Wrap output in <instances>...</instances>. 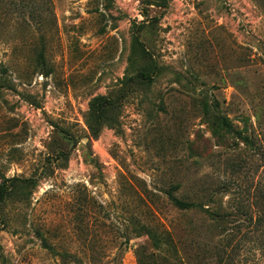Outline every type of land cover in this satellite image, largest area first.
<instances>
[{"label": "rangeland", "instance_id": "rangeland-1", "mask_svg": "<svg viewBox=\"0 0 264 264\" xmlns=\"http://www.w3.org/2000/svg\"><path fill=\"white\" fill-rule=\"evenodd\" d=\"M98 96L119 107L96 138ZM3 178L32 182L0 206V264H137L142 224L181 262L264 264V0H0Z\"/></svg>", "mask_w": 264, "mask_h": 264}, {"label": "trees", "instance_id": "trees-1", "mask_svg": "<svg viewBox=\"0 0 264 264\" xmlns=\"http://www.w3.org/2000/svg\"><path fill=\"white\" fill-rule=\"evenodd\" d=\"M142 47V45H141ZM44 47H42L39 58L42 64L45 63V52ZM144 56H147V51L142 48ZM150 67L142 69L140 72L136 73L135 76L129 78L132 84L148 83L153 80V72L149 70ZM119 107L118 100L106 97L98 96L92 100L90 106L89 120L90 129L93 131L94 137H98L102 128L107 122H116L114 113ZM205 115L211 114V108L208 104L202 105ZM216 124L227 132H233L234 126L229 118L217 114L214 116ZM32 180H20L18 178L6 179L0 182V206L6 204L10 199H15L18 197L19 191L22 188V184L31 183ZM177 186L168 190L166 192L169 201L173 206L182 212L197 211L204 213L208 218L213 217V213L209 208H205V204H200L196 201L187 200L177 196L176 194ZM222 218V217H220ZM221 221V220H220ZM137 235H144L151 241L152 250L141 248L136 252L137 264H209L207 261L209 258L206 256L208 253L205 251H200L201 253H196L195 256H190L194 258L189 259L187 262H181L180 257L177 252V245L169 232H159L155 227L142 224L136 228ZM43 237V234L40 233ZM44 245L48 248V244L44 241ZM201 256V257H200ZM196 257V258H195ZM186 260V259H185Z\"/></svg>", "mask_w": 264, "mask_h": 264}]
</instances>
